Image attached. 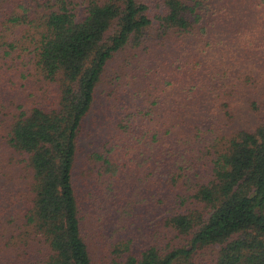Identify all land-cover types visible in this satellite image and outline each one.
Masks as SVG:
<instances>
[{"label":"trees","instance_id":"16d2710c","mask_svg":"<svg viewBox=\"0 0 264 264\" xmlns=\"http://www.w3.org/2000/svg\"><path fill=\"white\" fill-rule=\"evenodd\" d=\"M49 5L39 19L25 5L23 15L11 16L15 23L37 22L32 60L42 79L57 86L58 95L54 107L19 106L2 133L6 159L0 154V171L6 178L0 264H264V119L221 136L214 128L216 118L209 115L194 125L186 141L174 131L176 123L168 124L155 169L156 177L158 172L165 176L154 198V212L163 215L155 226L145 227L142 242L126 232L125 223L106 227L115 222L105 223L110 214L104 209L111 213L114 207L120 218L131 209L109 202L117 182L101 179L104 172L118 173L122 152L140 138L132 127L138 114L121 116L118 133L93 146L84 164L90 178L84 185L78 182L82 130L114 58L141 47L158 25L159 35L194 34L207 47L230 48L233 59L242 52L238 44L247 52L258 50L264 59V27L257 43L248 37L231 43L228 37L234 29L237 37L246 35L245 19L264 14V0L236 6H220L218 0H50ZM5 45L6 54L16 48ZM208 75L214 82L216 76ZM245 76L248 101L263 108L264 66H249ZM157 99L149 100L143 119L153 117ZM229 101L217 107L230 115ZM159 135L153 131V139ZM217 140L224 143L204 163Z\"/></svg>","mask_w":264,"mask_h":264},{"label":"rangeland","instance_id":"374dc122","mask_svg":"<svg viewBox=\"0 0 264 264\" xmlns=\"http://www.w3.org/2000/svg\"><path fill=\"white\" fill-rule=\"evenodd\" d=\"M241 1L244 3L247 0H218V3L220 6L224 3L236 6ZM256 1L259 0H254ZM49 4L50 0H0V154L3 159H6V155L2 148V133L12 122L19 106L31 109L36 104H42L48 108L54 107L56 103L57 86L54 82L42 79L35 65L36 61L32 60L36 47L35 39L39 37L35 25L37 22L31 23L29 19L26 23L11 21L12 15L24 14L23 5L26 8L32 7L29 11L31 17L39 19L48 13ZM245 21L248 24L246 35L237 37L235 29L228 32L231 43L233 39L237 42L244 37L257 43L256 38L261 37L264 14H252ZM154 28L144 36L141 47L124 51L109 64L98 85L94 108L82 130L78 162L81 165L78 182L84 185V181L90 178L87 174L88 168L84 164L93 146L104 143L109 136L118 133L117 120L121 116L128 113L138 114L132 120V127L140 138L131 142L127 152H122L118 173L110 175L111 172H104L106 176L101 179L111 178L117 182L116 189L112 190L114 199L110 198L109 202L117 200L118 206L131 209L128 213L125 210L121 218L114 207L111 213L104 209L106 211L103 212L110 214L106 216L105 223L107 220L115 222V225L111 222V226L108 223L106 227L116 228L125 223L126 232L141 242L143 236L147 235L145 227L155 226L163 215L162 210L154 212V198L155 194L163 189L165 176L158 172L156 177L155 169L160 158L162 142L168 137V124L176 123L174 131L176 129L180 135L178 138L186 141L193 137L194 125L207 120L209 115L216 118L214 128L221 136H230L235 130L255 126L264 119V106L259 109L251 106V101L247 99L250 86L244 83L249 66H257L258 69L264 66L263 56L258 54V50L247 52L238 44L242 52L237 53V59H233L230 48L220 51L207 47L199 42L197 35L183 37L175 33L166 34V38V35H159ZM8 43L16 46L10 54H6L8 47L5 44ZM24 72L28 74L26 78L22 77ZM208 72L216 76L214 82L210 80ZM221 93L227 102L230 99V115L217 107L224 104V99L220 98ZM157 96L155 101L158 102V107H153V117L143 119L142 115L149 100H154ZM127 103L130 105V111L126 107ZM261 104L264 105V99H261ZM222 107L227 109L226 106ZM228 108L230 110V106ZM181 114L182 117H179ZM154 130H158L160 135L153 139ZM170 137L172 141L173 135ZM92 138L95 141H92ZM223 143L224 140L213 142L204 163L210 161L212 154ZM5 178L0 171V209L5 205V189L2 191ZM98 178L97 172L94 181ZM98 190L105 192L102 183L98 184ZM98 212L102 214L101 209H98ZM135 214H139V217L136 218ZM127 233L123 235L126 236Z\"/></svg>","mask_w":264,"mask_h":264}]
</instances>
